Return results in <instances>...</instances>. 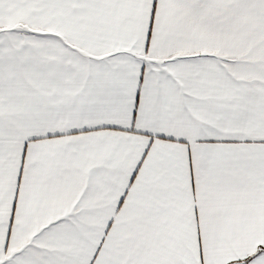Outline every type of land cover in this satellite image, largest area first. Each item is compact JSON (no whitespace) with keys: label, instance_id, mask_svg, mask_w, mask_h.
<instances>
[{"label":"snow or ice","instance_id":"1","mask_svg":"<svg viewBox=\"0 0 264 264\" xmlns=\"http://www.w3.org/2000/svg\"><path fill=\"white\" fill-rule=\"evenodd\" d=\"M0 264H264V0H0Z\"/></svg>","mask_w":264,"mask_h":264}]
</instances>
